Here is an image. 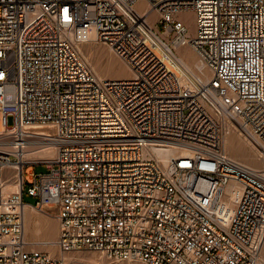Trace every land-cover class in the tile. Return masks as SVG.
I'll use <instances>...</instances> for the list:
<instances>
[{"label":"built area","instance_id":"1","mask_svg":"<svg viewBox=\"0 0 264 264\" xmlns=\"http://www.w3.org/2000/svg\"><path fill=\"white\" fill-rule=\"evenodd\" d=\"M89 42L132 77L100 78L80 49ZM184 47L195 72L170 60ZM0 118V264H66L83 250L118 263H260L264 169L222 144L235 133L264 158V0H0ZM47 143L52 161L24 160ZM37 164L49 172H26ZM44 205L59 208L60 257L26 238V209Z\"/></svg>","mask_w":264,"mask_h":264},{"label":"rangeland","instance_id":"2","mask_svg":"<svg viewBox=\"0 0 264 264\" xmlns=\"http://www.w3.org/2000/svg\"><path fill=\"white\" fill-rule=\"evenodd\" d=\"M147 7L148 6L143 2L138 4V8L140 10H144ZM159 17H160V15L158 12L151 13L149 16L150 23L154 26L155 25L157 26V23L159 21ZM179 18L181 20H183L185 22V24L189 27L190 32L194 31V28H195L194 14L191 10H186V11L181 12L179 14ZM89 43L82 44L80 46V48H81V52L83 53L84 57L86 58V60L90 64V66L94 69L96 74L100 75L102 73H105L107 71L106 69H107L108 61H110V65L112 68H111V70H109L106 73L108 75V77H102V78L129 79L132 77V72L128 69V67L126 65H122V64L118 63L116 61V60H118L117 57H115L113 55V53L105 45H99L96 42H94V43L92 42V44H89ZM100 46L107 48L109 50V52L111 53V55L116 60L113 59L112 57H110L105 51H103ZM185 48H187V47L178 49L175 52L176 55L177 56H184L186 59H192L193 55H195L196 59L194 60V64L199 63V58L197 57V55L193 51L191 52V51H189V49H185ZM195 71H196V68H195ZM1 130H3V126H2L1 118H0V131ZM226 139L227 140L229 139V142L232 144L231 148L227 146L225 149V152L228 155H230L231 157H233L235 159H238L240 161L248 163L254 167H257L259 169H264V158L261 157L260 150H258V148H254V150H253L252 147L251 146L249 147V144H247V140H246V144L243 143L244 139L235 135V133H231L230 135H227L226 137H224L223 145H224V141ZM223 145H222V149H223ZM237 148L241 151V153H240V151L237 150ZM33 170L36 174H46L49 172V169L46 165H40V164H37L34 166H28L26 172L28 173V172L33 171ZM15 184L16 183L8 184V185H10V186H7L8 191H9V189H11L12 191H15V189H16ZM29 186H30V184L28 183L27 187H29ZM23 202L25 204L33 205V204H35L36 199L31 197L27 192H24ZM224 207H227V208L228 207H235V204L231 198L226 197ZM43 209L52 216H56L59 213V208L57 206L44 205ZM33 212H34V214L38 215V212L35 211L34 209H33ZM31 219L32 218L28 219L29 223H30ZM33 220H34V222H37L35 217H33ZM57 220H58V224H59V228H60V221H59V219H57ZM39 227H40V224L37 223V224L32 226V228L29 230V232H35L36 233L40 230ZM55 241L56 240H54V242ZM44 242H46V241L35 242V243H40V244L34 245L33 249L41 250L38 246H45L42 244ZM50 245L51 246L47 245L45 251L53 254L54 257H60L61 254H60L59 250L56 247H53L52 244H50ZM65 256H66V259L64 258V260H65L66 264H141V263H137V262L118 263V262L111 261V260L107 259L103 254H101L99 252H95V251H91V250L74 251V252H70V253L66 254Z\"/></svg>","mask_w":264,"mask_h":264},{"label":"bare ground","instance_id":"3","mask_svg":"<svg viewBox=\"0 0 264 264\" xmlns=\"http://www.w3.org/2000/svg\"><path fill=\"white\" fill-rule=\"evenodd\" d=\"M141 11H143V12L148 11V7L146 9H144V10H141ZM150 14L151 13H148V20H150L149 19ZM89 44H92V42H90ZM185 49H188V48H185ZM195 59H196L195 55H193L192 59H186L184 56H177V55H174V56H172L170 58V60L183 72H184V70L181 68V66L183 68H185L186 70L190 71V72H195V68L197 69L200 66V61H199V63H197V64L195 63L194 64V60ZM111 68L112 67L110 65V61H108L107 69H106L107 71L105 73L100 74V75L98 74V76L100 78L108 77V75L106 73L109 70H111ZM42 134L48 135L49 132L48 131H43ZM235 135L239 136L238 134H235ZM243 142L246 143V140H243ZM247 144H249V147L251 146L253 150H254V148H257L256 145H254L251 142L249 143V141H247ZM227 146L230 147V148L232 147V144L229 142V139L228 140L226 139L224 141V145H223V150L224 151H225ZM237 150L240 151L238 148H237ZM240 153H241V151H240ZM55 156H56V147H55V145L51 144V143L50 144L47 143V144H43L41 147L36 148V149L32 150L31 152H29L26 155V157L24 158V160L25 161H29V162H32V161H52L55 158ZM10 183H14V182H6L5 191L7 193L18 192V185L17 184H15V186H16L15 191H12L11 189H9V191H8L7 186H10V185H8ZM228 193L234 194V197H235L234 198V202H237V200L239 198L240 191H239V189H238L236 184L230 185V187L228 188ZM37 223L38 222H34L33 217H32V219H31L29 224L26 222V219H25V232L29 231L32 228V226L37 224ZM49 243L53 244L54 242H52V241L50 242L49 241ZM51 255H53V254H51ZM64 258L66 259V256H64ZM263 258H264V247L262 249V254L260 256V263L259 264H264V259Z\"/></svg>","mask_w":264,"mask_h":264},{"label":"crops","instance_id":"4","mask_svg":"<svg viewBox=\"0 0 264 264\" xmlns=\"http://www.w3.org/2000/svg\"><path fill=\"white\" fill-rule=\"evenodd\" d=\"M102 45V44H99ZM103 51H105L110 57L115 59L107 48L100 46ZM191 52L192 50L187 47ZM100 56V55H99ZM118 59V58H117ZM116 60V59H115ZM118 63L125 65L121 60H116ZM120 61V62H119ZM245 143V142H243ZM246 144V143H245ZM35 217L37 222L40 224V230L38 232H26V238L35 243V242H54L57 240L60 234V228L58 224V214L56 216L50 215L43 208L41 212H38V215L34 214L33 209L28 207L26 209V222L29 224L28 219ZM42 251H45L47 246H38Z\"/></svg>","mask_w":264,"mask_h":264}]
</instances>
